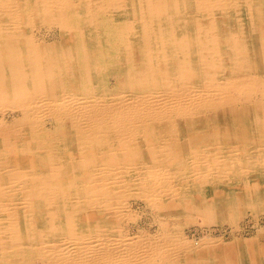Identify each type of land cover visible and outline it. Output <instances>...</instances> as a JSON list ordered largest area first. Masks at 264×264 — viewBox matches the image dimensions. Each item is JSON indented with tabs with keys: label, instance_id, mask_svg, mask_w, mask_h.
Returning <instances> with one entry per match:
<instances>
[{
	"label": "bare ground",
	"instance_id": "1",
	"mask_svg": "<svg viewBox=\"0 0 264 264\" xmlns=\"http://www.w3.org/2000/svg\"><path fill=\"white\" fill-rule=\"evenodd\" d=\"M137 201L154 232L124 231ZM247 212H264V0H0V264H264L261 236L183 234Z\"/></svg>",
	"mask_w": 264,
	"mask_h": 264
},
{
	"label": "rangeland",
	"instance_id": "2",
	"mask_svg": "<svg viewBox=\"0 0 264 264\" xmlns=\"http://www.w3.org/2000/svg\"><path fill=\"white\" fill-rule=\"evenodd\" d=\"M98 21H99V25L96 24V26H99L100 28H102V26L105 23V27L109 31V35L108 36L105 35V37L106 38L109 37L111 39L112 45L115 42L116 38L120 39L119 38L121 36L120 33L123 32L121 28H119L120 31L116 30V25L112 23L110 20L109 21L106 20V18H104L103 20L102 18H99ZM44 32H46V28H43L41 31V33L45 34ZM106 49L110 51V48H106ZM111 61L112 60H109V59L107 60L103 59L99 61L100 68L97 74L99 76H97L96 83H97L98 89L101 91L112 92L113 90L119 88L118 87L119 85H121L119 84L120 83L119 80H122L121 82L124 81L123 76H121L120 71L116 69L117 66L119 65L116 63L115 65H113V63H109ZM130 202H132L131 199H130ZM131 208H132V211L135 212V214L138 217H135L133 221H130L127 224L125 223L126 226H124V231L126 232V234L132 233L133 235V233H136V231H139V230H145V231H150V232H154L156 230L157 228L156 225L151 223V220H152L151 215L149 214L146 208L145 209L143 208V204L141 203V201H137V203H134L131 206ZM231 233H234V235H237V237L239 236L242 238H249L255 235L259 237L261 236L259 239L261 243L264 245V212H260L256 215H252L250 212H247L243 220L236 224V227L230 226L229 223L227 222L226 223L222 222V224L220 223L218 225L216 224L203 225L200 223H196L194 225L186 226L183 229V234L188 238L201 237L202 235L211 234L214 237L221 236L224 242L231 240L232 238Z\"/></svg>",
	"mask_w": 264,
	"mask_h": 264
}]
</instances>
